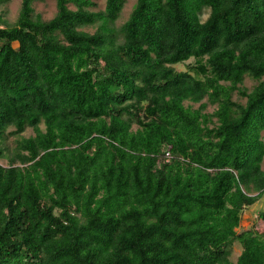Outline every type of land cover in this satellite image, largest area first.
I'll use <instances>...</instances> for the list:
<instances>
[{"label": "trees", "instance_id": "1", "mask_svg": "<svg viewBox=\"0 0 264 264\" xmlns=\"http://www.w3.org/2000/svg\"><path fill=\"white\" fill-rule=\"evenodd\" d=\"M35 1L0 14V264H264L237 229L264 195V0L119 26L126 0Z\"/></svg>", "mask_w": 264, "mask_h": 264}, {"label": "rangeland", "instance_id": "2", "mask_svg": "<svg viewBox=\"0 0 264 264\" xmlns=\"http://www.w3.org/2000/svg\"><path fill=\"white\" fill-rule=\"evenodd\" d=\"M96 3V8L102 9L105 4V0H93ZM136 0H126L124 7L118 17V19L115 22L116 26H119L122 24L129 16V13L132 9L133 4ZM20 3L21 0H11L7 4L0 6V14H3V19L6 20L8 23H12L19 12L20 9ZM34 10L36 13L40 14L43 19H50L56 12V6H55V0H39L34 2ZM207 13L203 14L202 19L206 18ZM89 30H92V28H89ZM178 69H184V65H177ZM254 81H251L250 79L245 80V84L250 87L254 84ZM212 109L209 107V110ZM43 128V125H41ZM10 130V128H8ZM33 134L32 128L28 127L25 129V131L22 133L24 136H29ZM16 136H9L4 143L7 147L11 148L14 145V138ZM4 162V161H2ZM262 167H264V160L262 163ZM264 210V195L258 199L254 204L248 206L245 208L242 220L240 222V226L237 228L238 230L241 228H254L255 230L259 232L264 231V224L260 221H256V216L258 215V212ZM240 246L237 243H234L233 251H232V259H236L238 254L240 253Z\"/></svg>", "mask_w": 264, "mask_h": 264}]
</instances>
